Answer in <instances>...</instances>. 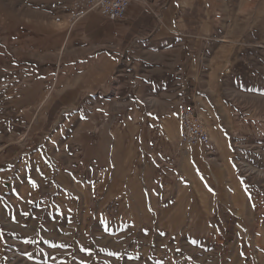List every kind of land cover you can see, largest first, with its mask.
I'll list each match as a JSON object with an SVG mask.
<instances>
[{"label": "rangeland", "instance_id": "1", "mask_svg": "<svg viewBox=\"0 0 264 264\" xmlns=\"http://www.w3.org/2000/svg\"><path fill=\"white\" fill-rule=\"evenodd\" d=\"M75 1L0 0V264H264V0H137L118 69Z\"/></svg>", "mask_w": 264, "mask_h": 264}, {"label": "crops", "instance_id": "2", "mask_svg": "<svg viewBox=\"0 0 264 264\" xmlns=\"http://www.w3.org/2000/svg\"><path fill=\"white\" fill-rule=\"evenodd\" d=\"M140 8L132 4L126 17L120 21L93 14L77 25V36H82V41L88 44L83 47V51L98 52L99 66L108 60L109 67L118 69L125 58L133 57L134 52L146 47L156 32V24L149 21L146 11ZM184 42L188 44L189 40L185 39Z\"/></svg>", "mask_w": 264, "mask_h": 264}, {"label": "built area", "instance_id": "3", "mask_svg": "<svg viewBox=\"0 0 264 264\" xmlns=\"http://www.w3.org/2000/svg\"><path fill=\"white\" fill-rule=\"evenodd\" d=\"M135 1L137 0H76L71 8L69 22L73 27L92 13H99L105 18L120 21L126 17L130 6ZM180 122V142L183 146L210 145V135L198 117L194 105L184 104L180 114Z\"/></svg>", "mask_w": 264, "mask_h": 264}, {"label": "bare ground", "instance_id": "4", "mask_svg": "<svg viewBox=\"0 0 264 264\" xmlns=\"http://www.w3.org/2000/svg\"><path fill=\"white\" fill-rule=\"evenodd\" d=\"M180 72V71H179ZM181 76V75H180Z\"/></svg>", "mask_w": 264, "mask_h": 264}]
</instances>
